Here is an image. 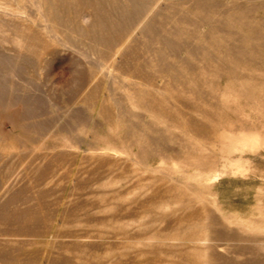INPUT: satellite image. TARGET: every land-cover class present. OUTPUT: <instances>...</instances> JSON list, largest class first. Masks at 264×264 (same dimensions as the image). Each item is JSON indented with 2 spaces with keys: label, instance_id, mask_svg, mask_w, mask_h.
I'll list each match as a JSON object with an SVG mask.
<instances>
[{
  "label": "rangeland",
  "instance_id": "obj_1",
  "mask_svg": "<svg viewBox=\"0 0 264 264\" xmlns=\"http://www.w3.org/2000/svg\"><path fill=\"white\" fill-rule=\"evenodd\" d=\"M0 264H264V0H0Z\"/></svg>",
  "mask_w": 264,
  "mask_h": 264
}]
</instances>
